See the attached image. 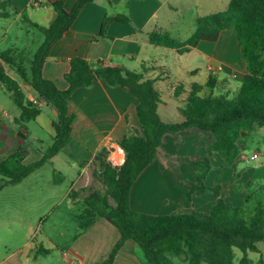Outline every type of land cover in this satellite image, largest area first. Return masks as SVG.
<instances>
[{"label": "crops", "instance_id": "crops-1", "mask_svg": "<svg viewBox=\"0 0 264 264\" xmlns=\"http://www.w3.org/2000/svg\"><path fill=\"white\" fill-rule=\"evenodd\" d=\"M48 1L58 0H5V7L0 9V51H19L26 40L30 39L32 30L39 31L32 24L42 28L52 24L56 14L46 4ZM76 1L63 0L64 9L70 11ZM218 1L220 0H92L81 9L69 30L51 45L42 66V76L58 89L65 90L67 83L64 75L69 71L70 60L74 57L82 58L94 66L102 63L105 66L134 71L142 74L144 79L154 80V87L161 95L157 108L160 119L165 123L181 122L183 100L190 85L196 83L195 78L200 67H204L205 80L198 83L199 85L204 86L211 76L217 80L215 89H218L222 83L220 79L225 78L223 81H228L226 92H233L246 74L245 62L240 57V49L231 30H223L214 43L201 41L182 54L173 49L150 45L148 34L161 31L174 39L184 41L183 37H179L180 34L195 30L197 18L227 8L229 0H224L222 9H215ZM117 16L127 18L128 22L115 20ZM106 18L112 20L108 23L104 36H100L101 26ZM21 35L24 36L22 40ZM224 37L236 47L233 50L234 59L218 54L216 45ZM208 67H220L221 70L212 73L207 70ZM181 83L182 92L176 97L174 89ZM1 89L4 90L0 85ZM214 90L204 87L200 94L219 95ZM22 91L27 99L36 101L37 95L32 89ZM4 93L7 95L5 90ZM7 97L11 101L8 95ZM11 103L0 101V161L17 148L19 125L15 119L19 110ZM136 105L137 99L127 90L109 86L103 80H96L91 86L78 88L73 92L67 106L68 114L74 117L70 142L41 167H50L52 185L59 187L63 182L69 183L64 192L68 209L84 206L80 194L87 191L88 195L92 192L87 187L92 183L90 170L94 163H99L95 159L98 153H103L112 164L120 165L124 155L119 147L121 140L128 135L143 136ZM39 109L35 120L26 123L27 137L24 147L27 155L24 165L39 161L54 137L53 122L57 118L56 111L49 104H39ZM257 131H262L259 138L264 143L263 128H257L253 132ZM250 135L240 143V153L231 168L225 165L217 153H208V147L214 142V136L208 131L187 128L163 135L153 162L130 188V206L139 213L150 215L206 212L216 200L213 194H194L188 206L181 204V198L187 193V182L196 183V174L184 159L195 161L208 158L211 170L204 185L213 187L220 183V197L227 195V203L242 207L244 219L249 224L254 217L255 207L248 208L247 200L241 199L236 193L231 195L229 187L232 182L225 187L224 181L240 160L249 159L253 162L258 155L263 154L260 150H254L250 156L244 154ZM253 154H256V158L252 160ZM262 165L256 169L263 171ZM41 168L20 183L7 185L0 190V264L41 263L38 257L41 248H37L34 242L37 227L24 215L25 211L33 210L37 203L41 204L42 189L38 188ZM217 169H221V175H218ZM254 175L255 170L252 172V176ZM26 183H30L27 188L10 189L22 187ZM261 205L264 211V202ZM73 218L80 224L81 219L78 216ZM38 221L40 223L41 219ZM15 230L23 231V239L16 238L17 241H12L16 235ZM118 238L119 234L114 227L102 218H95L87 229L72 240L68 255L61 263L98 264L108 257ZM258 248L259 252L253 253L258 255L257 260L254 261L248 253L252 264H256L259 258L264 259L261 248ZM42 251L48 252L45 249ZM113 264L147 263L141 261L135 243L128 240L118 251Z\"/></svg>", "mask_w": 264, "mask_h": 264}, {"label": "trees", "instance_id": "trees-1", "mask_svg": "<svg viewBox=\"0 0 264 264\" xmlns=\"http://www.w3.org/2000/svg\"><path fill=\"white\" fill-rule=\"evenodd\" d=\"M90 2L92 0H77L70 11L64 9L63 0L46 2L56 16L49 27L32 24L43 34L44 41L27 65L25 58L16 56L17 50L0 51V85L19 110L15 119L19 125L17 148L0 161V190L20 183L66 147L71 139L74 119L67 109L73 92L91 86L96 80H103L109 86L127 90L137 99L136 114L143 136L128 135L121 140L119 147L124 155L120 165L107 161L103 153L95 157L99 162L97 177L105 190L91 192L85 197L84 204L90 218L82 227L87 229L95 218H102L119 234L108 257L98 264H113L118 251L128 240L135 243L141 261L147 264H176L174 258H180L187 264H235L234 250L242 254L237 264H252L248 253H258L259 243L264 247L262 205L260 202L256 204L254 217L248 224L242 207L233 206L220 198L218 185H204L211 170L208 158L195 161L184 159L192 166L196 183L187 182V193L181 198V204L188 206L194 194L213 193L216 200L206 212L173 215L139 213L130 206L129 192L134 181L153 162L161 139L167 133L187 128L212 133L214 142L208 147V153H217L226 166H232L240 153V143L257 128H264V0H229L224 11L197 18L194 32L184 41L161 31L148 34L150 45L182 54L201 41L214 43L223 30H231L245 62L246 74L233 92L201 95L204 87L210 90L216 88L217 80L211 76L204 86L192 83L180 110L183 120L176 123H165L160 119L157 112L161 102L160 92L154 87V80L144 79L140 73L102 63L94 66L74 57L64 75L67 83L65 90L58 89L43 78L42 66L51 45L69 30L81 9ZM5 3V0H0V9L5 7ZM114 19L128 22L122 16ZM111 20L106 18L103 21L100 36H104ZM9 69H15L18 77L36 93L37 102L25 97L20 82L9 74ZM182 89V83L177 85L174 96L178 97ZM40 97L45 98L57 113L53 122L54 137L39 161L24 165L27 155L24 147L26 123L34 121L39 114ZM217 173L220 174L219 169ZM256 264H264V259L259 258Z\"/></svg>", "mask_w": 264, "mask_h": 264}, {"label": "rangeland", "instance_id": "rangeland-1", "mask_svg": "<svg viewBox=\"0 0 264 264\" xmlns=\"http://www.w3.org/2000/svg\"><path fill=\"white\" fill-rule=\"evenodd\" d=\"M224 0L218 1L217 8L215 9H222V4ZM227 6V4H226ZM205 10V9H204ZM203 10V11H204ZM183 31L179 37H183V39H187L191 36L194 32L192 30L188 34H184ZM23 34V33H22ZM234 34V33H233ZM21 40L22 37L20 36ZM30 39L26 40L25 44L22 45V48L17 51V55L19 59L25 58V64L27 65L28 62L33 58V55L36 49L41 45L44 41V36L40 31L32 30V35L29 37ZM173 38V37H172ZM30 40V42H29ZM218 54L221 56L232 57L235 58L233 54V50L236 48L230 42L227 37H224L219 41L216 45ZM241 57V53H240ZM242 59V57H241ZM243 60V59H242ZM244 61V60H243ZM201 71V72H200ZM200 73L198 72L195 78L196 83H202L204 79V67H200ZM9 74L16 78L20 84L21 88L24 91L30 90L31 88L24 83L16 74L15 69H9ZM224 76V74H222ZM222 80L220 83L221 85L218 86V89H215V94L217 92L219 94L226 93V89L228 83L224 82L225 78H221ZM232 81V80H231ZM230 82V81H229ZM236 84V83H235ZM234 84V85H235ZM240 85V84H239ZM234 88V87H231ZM235 91V90H234ZM10 102L7 95L4 93V90H0V101L1 102ZM12 104V103H11ZM13 106V105H12ZM15 108V107H14ZM17 110V109H16ZM264 130V128H263ZM262 134V131H257L251 133L247 145L244 149V154L250 156L254 150H260L263 154L258 155L255 161L251 162L249 159H242L235 167H232V174H229L225 177L224 185H230V194L239 195L241 199L247 200L248 208L255 207L258 202H264V143L260 140L259 136ZM263 164V165H262ZM263 166V171H258L256 167ZM231 168V166H228ZM220 174L221 175V169ZM255 170V175L252 176V172ZM91 177L92 183H90L87 187L88 190H92V192H103L105 190V186L99 180L97 175L99 174V163H94V167L91 168ZM40 180L38 182V188L41 190V204L37 203L33 210L25 211L26 218L33 222V225H36V233H35V240L37 248H41V253L39 254V260L41 261L40 264H62L63 258L67 257L69 252V246L72 240L80 234L84 228L81 226L88 218H90L87 208L84 204V199L86 197L87 191L84 194H80L81 202L84 204L79 206H74L68 209L67 199L64 198V192L68 189L69 183L63 182L59 187L52 185L51 180L52 176L50 174V167L44 166L40 169ZM252 176V181H251ZM251 182V184H249ZM30 183H26L22 187H10V189L16 188H27ZM219 189V195L222 192V185L220 183L217 184ZM25 186V187H24ZM211 193V192H207ZM213 194V193H211ZM228 194V195H230ZM85 197H84V196ZM214 196V194H213ZM227 196V195H226ZM226 196L221 198L226 202ZM83 197V198H82ZM215 197V196H214ZM216 199V197H215ZM112 203V201H110ZM74 216H78L80 220V224L74 221ZM83 217V218H82ZM39 219L41 222L39 223ZM14 239L12 241H17L23 239V231L22 230H15ZM17 238V239H16ZM14 242H12L13 244ZM14 245H12L13 247ZM261 248L262 254L264 256V247L261 243L258 244ZM48 250V252L44 253L42 250ZM241 252L239 250H235V260L237 262L240 258ZM249 256L255 261L258 258L257 254L250 253ZM176 264H187V262L183 263V260L180 258L174 259ZM181 260V261H180Z\"/></svg>", "mask_w": 264, "mask_h": 264}, {"label": "built area", "instance_id": "built-area-1", "mask_svg": "<svg viewBox=\"0 0 264 264\" xmlns=\"http://www.w3.org/2000/svg\"><path fill=\"white\" fill-rule=\"evenodd\" d=\"M207 70L210 71V72H212V73H215L216 71H220L221 68H220V67H216V68H214V67H208ZM35 102H37V101H34V103H35ZM255 158H256V154H253V155L251 156V159L253 160V159H255Z\"/></svg>", "mask_w": 264, "mask_h": 264}, {"label": "water", "instance_id": "water-1", "mask_svg": "<svg viewBox=\"0 0 264 264\" xmlns=\"http://www.w3.org/2000/svg\"><path fill=\"white\" fill-rule=\"evenodd\" d=\"M38 103L39 104H46V105L49 104L48 101L45 98H42V97L38 98Z\"/></svg>", "mask_w": 264, "mask_h": 264}]
</instances>
